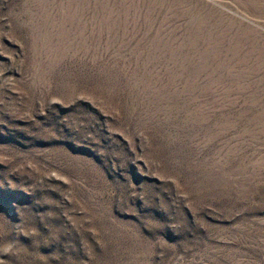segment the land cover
<instances>
[{"label":"rangeland","instance_id":"374dc122","mask_svg":"<svg viewBox=\"0 0 264 264\" xmlns=\"http://www.w3.org/2000/svg\"><path fill=\"white\" fill-rule=\"evenodd\" d=\"M0 264H264V0H0Z\"/></svg>","mask_w":264,"mask_h":264}]
</instances>
